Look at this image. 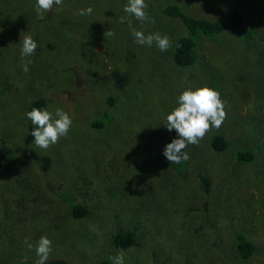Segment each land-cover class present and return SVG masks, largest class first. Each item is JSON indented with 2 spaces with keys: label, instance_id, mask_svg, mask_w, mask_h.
<instances>
[{
  "label": "rangeland",
  "instance_id": "374dc122",
  "mask_svg": "<svg viewBox=\"0 0 264 264\" xmlns=\"http://www.w3.org/2000/svg\"><path fill=\"white\" fill-rule=\"evenodd\" d=\"M33 2L0 0V264H35L42 236L52 241L53 264H113L120 250L124 264H264V0H145L154 23L131 17L133 27L171 41L186 30L160 12L169 3L209 20L220 7L235 9L251 21L239 36L196 34L189 66L169 49L135 42L120 22L128 0H63L50 21ZM88 6L91 15H78ZM12 25L21 34L9 32ZM109 29L115 35L106 38ZM26 35L38 47L22 62ZM203 85L220 93L227 118L187 146L188 160L170 164L163 151L177 133L166 115L184 90ZM40 95L50 112L61 107L73 120L46 150L23 141L29 103ZM215 134L224 151L210 146ZM28 147L50 156L48 169ZM248 149L253 159L239 160ZM73 204L85 215L74 217ZM118 231L134 233L135 243L115 247ZM237 235L255 245L247 259Z\"/></svg>",
  "mask_w": 264,
  "mask_h": 264
},
{
  "label": "clouds",
  "instance_id": "9594fccd",
  "mask_svg": "<svg viewBox=\"0 0 264 264\" xmlns=\"http://www.w3.org/2000/svg\"><path fill=\"white\" fill-rule=\"evenodd\" d=\"M55 6H63V0H36L35 10L39 19H44L45 13ZM148 5L145 0H128L123 11L127 16L120 17V22L127 21L131 34L135 42L140 45L151 47L153 43L160 51H167L171 47V40L167 35L162 36L159 32L145 35L141 30L133 27L131 17L140 21H150L145 11ZM93 8L80 9L78 15H91ZM150 22L154 23V20ZM115 33L107 30L104 36L112 37ZM38 45L31 35L23 37L20 49V57L23 62L26 57L33 55ZM30 60L23 63V71L28 72ZM34 129L31 132L34 143L41 149H48L56 144L61 137H67L73 120L71 116L61 107H57L53 112L47 108H32L27 112ZM227 118L225 104L220 97V93L208 85H203L195 89L184 90L178 97V106L166 115L165 126L169 131L175 130L177 137L167 143L163 154L170 164H179L188 160L189 154L185 151L189 144L198 145L206 134L213 128L219 129ZM24 243L29 249L34 246L25 239ZM35 252L38 257L35 264H47L50 253L52 252V241L47 236H42L35 245ZM124 252L120 250L116 256L110 257L113 264H124Z\"/></svg>",
  "mask_w": 264,
  "mask_h": 264
},
{
  "label": "trees",
  "instance_id": "16d2710c",
  "mask_svg": "<svg viewBox=\"0 0 264 264\" xmlns=\"http://www.w3.org/2000/svg\"><path fill=\"white\" fill-rule=\"evenodd\" d=\"M36 2H33V9L35 10ZM62 7H65L64 5ZM217 11V16L213 20L200 18L194 16L192 14H188L181 6L176 3H169L163 5L160 9V12L168 15L169 17L177 19V22L184 26L186 33L182 35H176L174 39L171 41V47H169L168 51H170L173 56V60L177 65L180 66H189L193 64L195 61V35L202 34L207 37H214V35L227 31L232 33L235 36H239L241 33L245 32L251 24V21L247 19L246 15L244 16L240 11L232 9V10H224L225 8L220 7ZM36 11V10H35ZM53 13H45L44 18L47 20H52ZM56 17H59V13L55 14ZM9 32L14 33L15 35L21 34L20 30H17L15 25H12L9 29ZM251 31V29H250ZM4 35V34H3ZM2 35V36H3ZM5 36L1 38L0 41L6 43L4 39ZM71 76L73 77L72 73ZM11 82V81H10ZM47 100L44 96L34 97L29 103L30 111L32 108H41L44 109L47 106ZM27 111V112H28ZM27 114V113H26ZM26 126V130L23 136L24 145L27 147L34 141V138L31 135L32 130L35 125L32 122H28ZM97 125H95L96 127ZM210 146L214 151L220 152L224 151L226 146L228 147L225 138L219 134H215L211 137ZM25 151L29 154L31 159L36 162L38 168L42 171L49 168L52 163L50 156L38 154L35 150L30 147L26 148ZM254 156V152L251 149L243 152H237V158L239 160L247 161L252 160ZM3 165V161L0 160V168ZM200 184L202 186L203 192L209 189V179L206 176H200ZM71 213L74 217L84 216L86 213V209L81 204H73L71 205ZM264 234V229H263ZM135 243V235L130 231H118L113 236V244L118 249H124L132 246ZM236 250L238 255L242 259L249 258L254 250L255 245L250 241L245 239L242 235H237V244ZM52 259H48L47 264H53Z\"/></svg>",
  "mask_w": 264,
  "mask_h": 264
}]
</instances>
